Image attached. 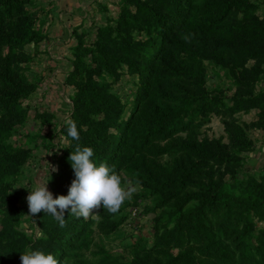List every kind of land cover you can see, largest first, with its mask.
I'll return each mask as SVG.
<instances>
[{"label":"trees","instance_id":"16d2710c","mask_svg":"<svg viewBox=\"0 0 264 264\" xmlns=\"http://www.w3.org/2000/svg\"><path fill=\"white\" fill-rule=\"evenodd\" d=\"M151 2H161L160 8L143 2L134 14L124 10L118 30H104L92 46L80 41L74 48L81 52L72 73L78 76L73 121L80 139H73L67 157L77 145L92 148L97 166L114 165L162 209L153 245L141 247V256L136 253L128 264H264V226L257 227L264 223L263 181L237 179L236 157L222 151L218 140L197 137L212 113L232 117L259 109L264 118V88L257 86L261 71L247 65L264 60V0ZM34 8L35 0H0V264H21L27 249L51 253L61 264L67 258L74 259L70 264H86L80 255L89 248L79 228L82 217L66 214L64 228L53 218L49 238L40 245L14 229L27 209L18 202L29 193L11 191L5 180L19 171L28 152L7 141L25 117L20 100L35 91L19 68L28 59L22 49L43 40ZM260 9L262 15H256ZM129 31L144 38L134 40ZM88 56L92 67L83 63ZM205 60L226 70L234 93L204 90ZM121 66L137 78L127 112L121 98L96 81L104 72L117 81ZM94 112L103 119H93ZM225 130L230 141H243L239 127L230 123ZM164 155L175 157L171 167L157 162ZM214 165L224 171L215 173ZM69 174L75 177L72 168ZM67 194L59 189L54 199ZM102 218L103 232L119 224ZM97 254L100 264H118L101 248Z\"/></svg>","mask_w":264,"mask_h":264},{"label":"rangeland","instance_id":"374dc122","mask_svg":"<svg viewBox=\"0 0 264 264\" xmlns=\"http://www.w3.org/2000/svg\"><path fill=\"white\" fill-rule=\"evenodd\" d=\"M143 2L152 4L153 9L161 6V2L153 4L151 0H82L81 12L77 14L79 19L72 25L69 24L68 31L61 36V43L54 48L53 38L43 33L48 30L42 29L46 12L35 1L34 19L43 40L22 49L28 59L19 64L20 75L34 85L35 91L26 99L20 100V108L25 112V117L21 124L14 126L7 141L13 148L28 152L19 171L5 180L11 191H32L41 173H47L48 164L49 173L46 179L49 181L48 190L53 194V198L59 189H64L68 193L75 179L69 174L72 167L67 157V152L73 148V139L68 137L69 142H66L64 138L67 136L69 122L73 121L75 110V86L78 83V76H72L75 70L74 63L81 58L79 56L81 52L76 53L74 48L80 41L84 47L92 46L104 30H118V24L125 16L124 10L134 14L135 9ZM256 15H262V10L257 11ZM129 33L134 40L144 38L143 33L137 31ZM83 61L84 65L92 67L90 56L83 58ZM247 65L259 67L262 81H259L257 86L263 89L264 60L257 63L249 61ZM203 66L205 68L203 88L206 92L231 95L237 90L225 69L207 60L203 61ZM118 73L120 76L117 81L107 72L102 73L101 78H96V81L99 85L109 86L110 91L115 92L126 105L127 112L133 104L132 97L137 78L130 75L125 66H121ZM226 103L229 105L228 101ZM259 115H261L259 109L241 111L232 117L212 113L197 130V137L218 140L222 151L236 157L237 179L245 181L248 178H255L264 183V118H259ZM91 117L101 120L103 113L94 112ZM230 123L240 128L243 141H230L225 130V125ZM180 135L184 137L186 133ZM164 145L165 143H161V146ZM174 158L164 155L156 160L162 167L168 168L173 165ZM213 169L215 173L224 171V167L216 165ZM118 174L122 185L131 190V195L122 204L119 212L106 213L101 206L98 212L91 214L87 219L82 217L85 222H82L79 228L85 231L89 248L81 251L80 255H83L86 264H100L102 255L97 254L100 248L116 258L118 264H128L136 253L137 256H141L139 253L141 247L150 248L154 243L155 219L161 214L162 209L156 208L155 202L145 198L146 191L141 184L134 183L124 172ZM225 179H229V176L226 175ZM18 205L27 206V209L25 208V214L14 227L15 231L40 245L49 238V231L54 224L53 216L43 212L33 217L29 216L26 198L20 199ZM103 215L109 217L108 221L119 223L118 226L112 231L103 232L99 226L105 223ZM3 219L4 215L0 210V231ZM262 226L263 222H257V227ZM73 261V258H67L66 264Z\"/></svg>","mask_w":264,"mask_h":264},{"label":"clouds","instance_id":"9594fccd","mask_svg":"<svg viewBox=\"0 0 264 264\" xmlns=\"http://www.w3.org/2000/svg\"><path fill=\"white\" fill-rule=\"evenodd\" d=\"M189 41L190 38L185 36ZM68 137L79 140V132L74 121L69 122L66 142ZM94 150L90 147L77 145L73 152H70L69 162L74 171L75 179L72 181L66 196L61 195L53 198L48 190L49 181L47 173H41L32 191H28L27 203L29 216H35L41 212L53 216L61 228L66 227V214L83 217L87 219L91 214L98 212L101 206L110 214L119 212L122 204L131 195V190L122 185L121 177L115 166L109 167L105 162L97 164L91 159ZM11 194V193H10ZM9 194V195H10ZM43 235V233H41ZM21 264H61L51 253L43 251L27 250L20 254Z\"/></svg>","mask_w":264,"mask_h":264},{"label":"crops","instance_id":"0c3cea01","mask_svg":"<svg viewBox=\"0 0 264 264\" xmlns=\"http://www.w3.org/2000/svg\"><path fill=\"white\" fill-rule=\"evenodd\" d=\"M46 12L42 29L44 34L53 38V47L61 43V36L68 31L69 24L77 22L81 12L82 0H35ZM51 41V42H52Z\"/></svg>","mask_w":264,"mask_h":264}]
</instances>
